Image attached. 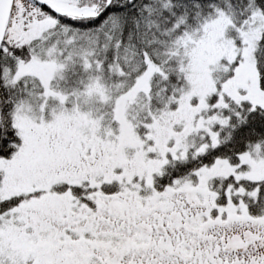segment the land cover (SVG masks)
<instances>
[{
    "label": "snow or ice",
    "instance_id": "obj_1",
    "mask_svg": "<svg viewBox=\"0 0 264 264\" xmlns=\"http://www.w3.org/2000/svg\"><path fill=\"white\" fill-rule=\"evenodd\" d=\"M0 264H264V0H0Z\"/></svg>",
    "mask_w": 264,
    "mask_h": 264
}]
</instances>
